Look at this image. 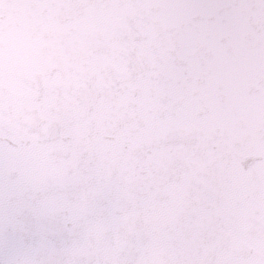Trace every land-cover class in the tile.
<instances>
[{
	"label": "snow or ice",
	"instance_id": "1",
	"mask_svg": "<svg viewBox=\"0 0 264 264\" xmlns=\"http://www.w3.org/2000/svg\"><path fill=\"white\" fill-rule=\"evenodd\" d=\"M0 264H264V0H0Z\"/></svg>",
	"mask_w": 264,
	"mask_h": 264
}]
</instances>
